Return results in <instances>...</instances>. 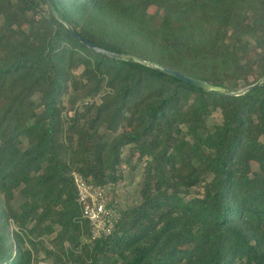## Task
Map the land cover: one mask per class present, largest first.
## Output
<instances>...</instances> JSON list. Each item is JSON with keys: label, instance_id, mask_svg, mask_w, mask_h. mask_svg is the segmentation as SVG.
Here are the masks:
<instances>
[{"label": "trees", "instance_id": "trees-1", "mask_svg": "<svg viewBox=\"0 0 264 264\" xmlns=\"http://www.w3.org/2000/svg\"><path fill=\"white\" fill-rule=\"evenodd\" d=\"M61 2L0 0V264H264V83L207 91L65 24L231 92L264 76V0ZM137 166L140 201L83 242L72 172Z\"/></svg>", "mask_w": 264, "mask_h": 264}, {"label": "built area", "instance_id": "built-area-1", "mask_svg": "<svg viewBox=\"0 0 264 264\" xmlns=\"http://www.w3.org/2000/svg\"><path fill=\"white\" fill-rule=\"evenodd\" d=\"M72 177L77 191V203L90 226V235L85 238V242L110 235L120 211L114 201L113 186L97 185L79 171H73Z\"/></svg>", "mask_w": 264, "mask_h": 264}, {"label": "water", "instance_id": "water-1", "mask_svg": "<svg viewBox=\"0 0 264 264\" xmlns=\"http://www.w3.org/2000/svg\"><path fill=\"white\" fill-rule=\"evenodd\" d=\"M48 5L51 9V11L56 15L57 18H59V15L57 13V11L55 10L54 6L52 5V3L50 1H48ZM62 20V19H60ZM66 26L67 28L69 29L70 33L76 38L78 39L80 42L84 43L85 45H87L88 47H91L93 49H95L97 52L101 53V54H104L108 57H111V58H114V59H122V60H129V59H133L135 60L136 62L144 65V66H147V67H151L157 71H160V72H163L165 74H168V75H171V76H174L182 81H185L193 86H196V87H199V88H202V89H205L207 91H214V92H222V93H227V94H230V95H242L250 90H253V89H257L258 87H260L263 83H264V76L261 77L258 81L254 82L253 84L251 85H248L238 91H231V92H227L226 89L222 86H219V85H215V84H212V83H209V82H206L204 80H201V79H196V78H193V77H189V76H186V75H183L177 71H174L168 67H165V66H162L160 64H157V63H154V62H150V61H147V60H143V59H140V58H137V57H131L125 53H121V52H116V51H112V50H109V49H106V48H103V47H100V46H97L95 44H93L92 42L86 40L85 38H83L81 35H79L74 29L73 27L66 23Z\"/></svg>", "mask_w": 264, "mask_h": 264}, {"label": "rangeland", "instance_id": "rangeland-1", "mask_svg": "<svg viewBox=\"0 0 264 264\" xmlns=\"http://www.w3.org/2000/svg\"><path fill=\"white\" fill-rule=\"evenodd\" d=\"M215 121H219L218 118H214ZM254 169H257V165H253ZM143 178V169L142 167H135L124 172L123 181L119 182L112 187L114 192V201L117 203L119 210L126 209L135 205L140 201L139 190L140 183ZM16 226L12 225V228ZM52 236H44L43 239L44 246L46 248L51 247V244L48 243ZM48 240V241H47ZM82 241L85 242V238H82ZM33 261L35 264H54L52 259L46 258L42 251L33 254Z\"/></svg>", "mask_w": 264, "mask_h": 264}, {"label": "clouds", "instance_id": "clouds-1", "mask_svg": "<svg viewBox=\"0 0 264 264\" xmlns=\"http://www.w3.org/2000/svg\"><path fill=\"white\" fill-rule=\"evenodd\" d=\"M56 3L60 7V11L65 13V17H71V15H72V12H71L72 5H68L67 6L68 10H66L65 4L62 3L61 0H56ZM76 7L79 8L80 5L77 4ZM53 17L56 18V15L54 14ZM60 19H62V17L59 16V19H57V20H60Z\"/></svg>", "mask_w": 264, "mask_h": 264}]
</instances>
